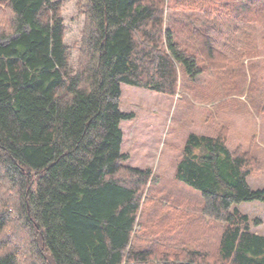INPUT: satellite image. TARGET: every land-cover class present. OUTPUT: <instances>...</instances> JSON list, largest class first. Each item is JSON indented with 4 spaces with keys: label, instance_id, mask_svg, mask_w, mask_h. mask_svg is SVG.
I'll return each mask as SVG.
<instances>
[{
    "label": "trees",
    "instance_id": "obj_1",
    "mask_svg": "<svg viewBox=\"0 0 264 264\" xmlns=\"http://www.w3.org/2000/svg\"><path fill=\"white\" fill-rule=\"evenodd\" d=\"M85 3L73 72L58 2L0 0V264H264V236L236 207L264 203V189L248 183L264 164L255 151H230L222 129L215 137L191 134L175 172L201 196L198 218L223 228L217 253L137 250L142 203L157 199L145 197L152 171L125 165L121 128L133 117L121 111L123 85L175 96L181 73L191 81L215 76L220 104L241 93L251 103L263 90L254 71L239 87L247 76L238 73L257 58V44L220 43L215 34L226 23L264 18V0H189L207 17L204 27L190 24L187 38L167 24L166 0ZM189 215L176 214L167 231L187 226Z\"/></svg>",
    "mask_w": 264,
    "mask_h": 264
},
{
    "label": "rangeland",
    "instance_id": "obj_2",
    "mask_svg": "<svg viewBox=\"0 0 264 264\" xmlns=\"http://www.w3.org/2000/svg\"><path fill=\"white\" fill-rule=\"evenodd\" d=\"M55 1L60 4L69 64L74 72L78 66L85 26L86 3L85 0ZM188 1L166 0V6L169 5L166 22L168 25L170 21L174 22L175 32L185 38L188 37L189 29L194 28L193 25L190 26L193 21L197 19L199 25L204 27L203 18L207 17L205 9L200 11L202 4L196 8L191 6L196 4L188 5ZM216 19L219 23L225 21L219 17H214L213 20ZM228 25L226 23L222 28L216 29L217 33L209 27L208 33L212 35L216 33L220 43L228 42L232 45L235 41V45L238 44L242 48L246 43L257 44V58H254L252 63L246 59L245 70L243 71V67L239 68L238 73V78L247 76L239 79V87L244 88V85L250 84L252 75L249 76V71H254V86L263 90L254 100L251 99V103L246 98L247 94L241 93L230 96L231 99H226L224 104H220L224 93L221 92L222 95L215 98L213 93L221 86L215 76L209 72L199 75L192 81L181 73V86L175 96L129 85L122 87L121 111L133 115L131 119L121 123L124 134L122 152L127 156L124 163L129 167L152 171L153 178L145 197L150 195L157 199L155 204L149 202V198L142 203L132 241L137 250H152L157 255L182 254L183 250H201L210 253V256L217 253L219 236L223 228L216 224L210 225L207 218L204 220L198 218L202 207L201 196L178 183L175 178L177 166L183 158V151L191 134L215 137L222 132L221 135L225 137L230 151L242 153L255 151V155L264 164V89H262L264 88V18H258L247 24L239 22L235 26ZM219 27L221 25H218ZM246 34L249 38L245 37ZM230 35L231 39H229ZM232 57L225 59L232 60ZM248 183L254 190L264 189V168L249 176ZM4 187L5 196L7 194L13 196L11 186L3 185L2 189ZM236 207L250 217L252 231L264 236V203L242 202ZM184 213L190 214L191 222L179 230L167 231L170 227L168 222L176 214ZM160 219L166 220L167 225H163ZM255 219L260 221L258 226L254 224ZM205 222H208L209 226H206ZM160 226L166 230L165 234L159 231Z\"/></svg>",
    "mask_w": 264,
    "mask_h": 264
}]
</instances>
